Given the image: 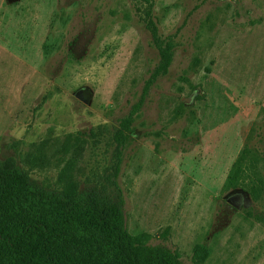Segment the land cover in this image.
Returning <instances> with one entry per match:
<instances>
[{"label":"rangeland","instance_id":"374dc122","mask_svg":"<svg viewBox=\"0 0 264 264\" xmlns=\"http://www.w3.org/2000/svg\"><path fill=\"white\" fill-rule=\"evenodd\" d=\"M4 163L121 192L127 230L185 264H264V0H0Z\"/></svg>","mask_w":264,"mask_h":264},{"label":"trees","instance_id":"16d2710c","mask_svg":"<svg viewBox=\"0 0 264 264\" xmlns=\"http://www.w3.org/2000/svg\"><path fill=\"white\" fill-rule=\"evenodd\" d=\"M160 41L165 68L170 43ZM125 139L119 129L118 144ZM149 238L127 230L119 191L105 201L47 191L32 185L15 163L0 164V264H185L178 252L149 244ZM208 255L195 245L191 264H201Z\"/></svg>","mask_w":264,"mask_h":264},{"label":"water","instance_id":"95a60500","mask_svg":"<svg viewBox=\"0 0 264 264\" xmlns=\"http://www.w3.org/2000/svg\"><path fill=\"white\" fill-rule=\"evenodd\" d=\"M83 92H84V91L80 90V91L77 92V95H78L80 98H83V97H84V96H83ZM84 98H85V97H84Z\"/></svg>","mask_w":264,"mask_h":264}]
</instances>
